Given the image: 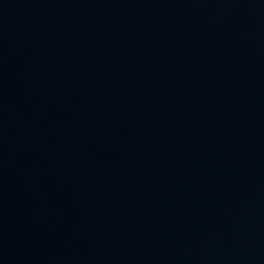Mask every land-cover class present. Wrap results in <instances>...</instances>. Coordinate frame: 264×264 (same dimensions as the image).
I'll list each match as a JSON object with an SVG mask.
<instances>
[{
	"label": "water",
	"instance_id": "water-1",
	"mask_svg": "<svg viewBox=\"0 0 264 264\" xmlns=\"http://www.w3.org/2000/svg\"><path fill=\"white\" fill-rule=\"evenodd\" d=\"M0 264H264V0H0Z\"/></svg>",
	"mask_w": 264,
	"mask_h": 264
}]
</instances>
